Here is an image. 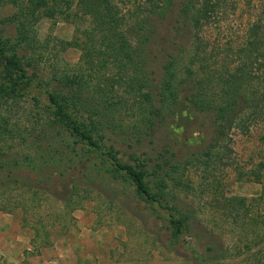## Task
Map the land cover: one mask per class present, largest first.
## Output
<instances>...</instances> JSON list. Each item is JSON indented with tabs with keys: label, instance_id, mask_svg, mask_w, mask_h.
<instances>
[{
	"label": "rangeland",
	"instance_id": "obj_1",
	"mask_svg": "<svg viewBox=\"0 0 264 264\" xmlns=\"http://www.w3.org/2000/svg\"><path fill=\"white\" fill-rule=\"evenodd\" d=\"M189 1L112 0L129 42L146 48L121 69L112 48L100 41L104 34H95L92 18L77 13L78 0H68L70 18L42 17L34 29L43 46L35 71L46 91L23 87L18 109L0 108L13 123L31 128L39 121L41 128L48 94L60 91L55 78L82 77L88 83L84 96L95 108L100 96L90 92L101 86L111 107H100L109 124L104 134L119 159L134 164V152L142 158L175 154L168 201L177 212L141 201L123 171L113 177L95 165L86 170L79 161V169L37 185L41 193L16 184L0 189V264H264V0L220 1L199 28L182 14ZM58 8L67 10L68 3L59 0ZM15 12L12 5L0 9V32L6 36L15 35L7 20ZM144 33L150 36L146 46ZM170 55L179 58L182 70L193 67L185 91L203 81L202 91L214 105L234 94L235 119L214 123L188 108L147 128L146 118H155L141 113L147 93L125 79L142 78L135 71L140 65L155 86ZM136 126L144 140L131 148ZM218 130L224 135L216 142ZM21 144L14 155L28 152ZM182 215L189 217L187 225L180 232L169 229V220Z\"/></svg>",
	"mask_w": 264,
	"mask_h": 264
},
{
	"label": "trees",
	"instance_id": "obj_2",
	"mask_svg": "<svg viewBox=\"0 0 264 264\" xmlns=\"http://www.w3.org/2000/svg\"><path fill=\"white\" fill-rule=\"evenodd\" d=\"M61 1L68 3L67 10L58 8L59 0H0V9L7 5H12L16 9V12L7 19L15 25V35L11 37L0 32V68L2 67L0 108L13 104L10 111L18 109L19 100L23 97L20 89L23 87L34 86L46 91L45 84L39 80V74L35 71L38 51L43 46L38 41L37 32L34 29L42 17L55 19L58 14L66 18L73 15L72 6L68 0ZM165 1L168 4L171 2V0ZM220 1L223 0H190L182 9V14L185 19L192 22L194 28H199L208 20ZM76 11L92 18L95 34H104L100 41L112 48L121 69L133 64L138 56L145 54L146 48L143 45L133 47L129 42L122 30L123 18L112 0H78ZM164 12L162 11L161 15ZM156 13L159 12L156 11ZM146 26V24L142 25L144 32H148ZM144 35L143 40L146 46L150 36L147 33ZM77 46H79L78 43ZM258 50L255 48L250 52L252 54L253 51ZM195 56H197L195 58L199 57L198 52ZM141 60L143 62L146 58ZM103 68L101 66L100 70ZM135 71H140L143 77L137 80L127 77L125 83L130 86L138 83L139 91L143 90L147 93L144 98L146 106L141 113L147 116V112L148 115L155 117L145 119L146 127L149 126L147 128H155L158 121L164 123L169 117L174 118L188 108L204 113L210 116L214 123L216 121L220 124L237 114L235 108L237 100L234 99L236 98L234 94H231L227 102L214 105V102L202 91L203 81H199L198 86L194 83L192 88L185 91V86L195 72L193 67L182 70L180 60L175 55H170L167 62L162 64L160 78L153 87L149 73L142 66L139 65L138 70L135 69ZM198 76L195 79H198ZM122 78L114 80L112 86L114 87L115 83L120 84ZM202 78L205 80V77ZM55 79L61 85L60 91L48 94L50 104L45 108L47 115L41 128L39 121L29 128L13 123L10 115H0V189H8L10 185L16 184L28 192L41 193L40 189L36 188L37 185L57 175L60 177L68 175L70 170L79 169L78 163L81 161L80 165L84 169L87 170L95 165L99 169H106V172L113 173V177H116L118 171H123L141 201L151 205L157 204L171 214L177 212V209L170 206L168 201L170 181L173 180V166L177 165L174 162L175 154L166 151L160 154V158H142L134 152L131 156L134 164L123 162L118 158L114 145L106 142L107 136L104 134L109 124L101 108L105 110L111 108L106 105V91L100 89V86L97 88L98 91L90 92L93 97L100 96L102 107L95 108L90 103L91 99L86 100L84 96L86 94L84 88L88 87V83L82 77L78 79L75 76H63ZM233 93H236L235 90ZM141 130L142 128L137 126L134 128V138H131L129 143L131 148L140 145L144 140ZM218 131L216 142H219L224 135L223 131ZM21 143L26 144L28 152L23 155H14L17 145ZM212 154V147L204 152L207 158H211ZM22 172H28V174L22 176ZM74 182L72 189H77L78 182ZM188 219L186 215H182L178 221L171 218L168 228L174 227L180 232L187 225ZM38 236L39 231L35 229V239Z\"/></svg>",
	"mask_w": 264,
	"mask_h": 264
}]
</instances>
